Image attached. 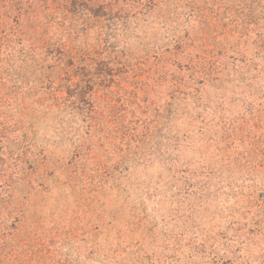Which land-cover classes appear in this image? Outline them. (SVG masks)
Wrapping results in <instances>:
<instances>
[{"label": "rangeland", "instance_id": "rangeland-1", "mask_svg": "<svg viewBox=\"0 0 264 264\" xmlns=\"http://www.w3.org/2000/svg\"><path fill=\"white\" fill-rule=\"evenodd\" d=\"M69 9L0 43V264H264V0Z\"/></svg>", "mask_w": 264, "mask_h": 264}, {"label": "trees", "instance_id": "trees-1", "mask_svg": "<svg viewBox=\"0 0 264 264\" xmlns=\"http://www.w3.org/2000/svg\"><path fill=\"white\" fill-rule=\"evenodd\" d=\"M72 0H0V43L2 40H10V34L7 33L8 25L10 24V19L14 17L16 25L19 27L21 24L29 28L26 33L29 40H32V44L38 43L39 49L41 44L44 47L45 44H49L51 39L43 40V33H41L37 25L41 22L40 14L47 12L52 14L55 12H65L70 13L69 5ZM57 4H61V8H58ZM52 9V10H51ZM18 32V31H17ZM21 34H25L21 32ZM18 32V35H21ZM45 41V43H44ZM1 69V68H0ZM1 76V72H0ZM0 77V91L3 90L5 86V80ZM84 94V91L82 92ZM8 92L2 91L1 95L6 96ZM2 97V96H1ZM4 103L0 104V108Z\"/></svg>", "mask_w": 264, "mask_h": 264}]
</instances>
